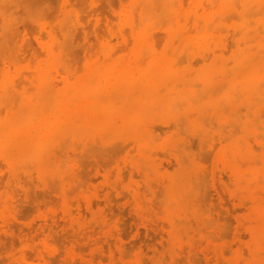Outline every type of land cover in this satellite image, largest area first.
Instances as JSON below:
<instances>
[{"label": "bare ground", "instance_id": "6f19581e", "mask_svg": "<svg viewBox=\"0 0 264 264\" xmlns=\"http://www.w3.org/2000/svg\"><path fill=\"white\" fill-rule=\"evenodd\" d=\"M57 1L0 0L6 264L142 260L112 192L158 261L264 264V0Z\"/></svg>", "mask_w": 264, "mask_h": 264}, {"label": "rangeland", "instance_id": "374dc122", "mask_svg": "<svg viewBox=\"0 0 264 264\" xmlns=\"http://www.w3.org/2000/svg\"><path fill=\"white\" fill-rule=\"evenodd\" d=\"M47 1H49V0H47ZM51 1H52V2H55L56 0H50V2H51ZM58 1L60 2V0H58ZM58 1H57V2H58ZM75 1H76L77 3H79V6H80V7H81V5H82L81 3L84 2V1H85L86 3H90V2H91L90 0H89V2H87V0H84V1H83V0H82V1H81V0H80V1H79V0H78V1L75 0ZM100 1H101V0H100ZM102 1H104V0H102ZM106 1H107V2H106ZM121 1L123 2V0H120V1L114 0L113 2H114L115 4H110L111 1L109 2V0H105L104 2H106V3L108 4V8L106 7L107 4H106V6H105V4H102L101 6L104 5V7H106L108 10L105 9V8H103V9H105L107 12L110 11V12L108 13V15L111 14V15H109L110 18H111L112 15H114V11L111 10V9H109V6H110V5H111V6L115 5V6H113L114 9H115V7H116L115 12H116V11L118 12L117 8H118L119 6L122 5V2H121ZM50 2H49V3H50ZM52 2H51L50 4H52ZM59 2H58V4H56V6H58V5L60 4ZM72 2H73V1H72ZM98 2H99V1H97V2L95 1V2H94V5L96 6V5L98 4ZM108 2H109V3H108ZM113 2H112V3H113ZM55 3H56V2H55ZM73 3H74V2H73ZM96 3H97V4H96ZM101 3H103V2H101ZM119 3H120V4H119ZM53 4H54V3H53ZM80 4H81V5H80ZM99 4H100V2H99ZM109 4H110V5H109ZM86 5H88V4H86ZM94 5H90V6L87 8V10L90 11L89 8H94V7H92V6H94ZM117 5H118V6H117ZM51 6H52V5H51ZM53 6H54V5H53ZM97 6H99V5H97ZM97 6H96L95 8H98ZM83 7H85V5H83ZM83 7H82V8H83ZM86 7H87V6H86ZM95 8L92 9V10H95ZM100 8H101V7H100ZM56 9H57V7H56L55 9L53 8V10L51 9V10H52V14H53V11L56 10ZM118 9H120V7H119ZM51 10H50V11H51ZM101 10H102V9H101ZM101 10H100V11H101ZM105 10H104V11H105ZM83 11H84V10H83ZM96 11H98V10L96 9ZM104 11H102V12H104ZM48 12H49V11H48ZM48 12H47V13H48ZM85 12H86V10H85ZM90 12H91V11H90ZM92 12H93V11H92ZM92 12H91V14H92ZM112 12H113V14H112ZM117 12H116V13H117ZM86 13H87V12H86ZM98 13L100 14L99 11H98ZM116 13H115V18L117 17ZM49 14H51V12H49ZM84 14H85V13H84ZM89 14H90V13L88 12V15H89ZM91 14H90V15H91ZM90 15L88 16V18L90 17ZM92 15H94V12H93ZM103 15H104V16H103ZM105 15H107V14H105V13L103 14V13H102V18H105V17H106V19H108L107 17H109V16H108V15L105 16ZM47 16L50 18L51 15L49 16V15L47 14ZM51 17H52V16H51ZM90 18H92V17H90ZM112 18H114V16H113ZM90 20H91V19H90ZM90 20H88V21H90ZM111 20H112L113 22H115V20H113V19H111ZM93 21H94V23H95V18H94V16H93ZM93 21L91 20L92 23H93ZM106 21H107V20H106ZM108 21H109V20H108ZM112 21H109V22L111 23ZM91 22H87V23H89V25H88L87 23H86V24H87L89 27H91V31H92V29H94V27H93L94 23L92 24ZM103 22H104V21H103ZM103 22H101L99 25H102ZM26 23H28V22H25V23H24V27H25L26 31L29 30V31H27V32H31V34H30V37H31V38H30V41H32V40L34 41L33 37L35 36V33H34V35H33L32 32L35 31L34 28H35L36 26H35V25H31L30 23H28V24H30V25H28V24H26ZM107 23H108V22H106V25H107ZM103 24H104V23H103ZM26 26H29V27H26ZM88 26H87V29L89 28ZM102 27H103V25H102V26H98L99 29L102 28ZM103 28H104V27H103ZM102 30H103V29H102ZM98 31H99V30H98ZM35 32H37V31H35ZM99 32H100V31H99ZM103 32H104V31H102V33H103ZM90 33H91V32H90ZM90 35H91V34H90ZM90 35H89V37H90ZM92 35H93V37H94V34H93V33H92ZM92 35H91V36H92ZM31 39H32V40H31ZM32 43H33V42H32ZM91 43H93V39H92ZM33 44L35 45V42H34ZM80 50H81V49H80ZM80 50H79V51H80ZM78 53H79V52H78ZM81 54H82V52L80 51V54H79V55H81ZM79 55H78V56H79ZM82 57H83V56H82ZM80 58H81V57L79 56V59H80ZM81 60H82V59H81ZM81 60H80V61H81ZM85 160H87V159L85 158ZM88 160L91 161L92 159H91V160L88 159ZM92 161H93V160H92ZM85 163H86V162H85ZM87 163H88V166H86V165H85V166H86V168H88V169H86L84 165H83V166H84V169H86V172H85L86 174H85V176L88 177V180L90 179L91 182H92V181H96L97 178H98L97 181L100 180V178L98 177V175L96 176L95 173H94V172H96V171L98 172L99 165L97 166V168H93V167H94V166H92V163H93V162H92V163L90 162L91 165H89L90 163H89L88 161H87ZM94 164H95V163H94ZM89 169H95V171H94V170H93V171H89ZM87 170H88L89 172H93V173H92V174L87 173ZM82 171H85V170H82ZM97 172H96V174H97ZM92 175H94V177H93ZM82 176H83V175H82ZM85 176H84V178H85ZM87 177H86V178H87ZM91 177H92V178H91ZM86 178H85V179H86ZM93 178H94V180H93ZM86 180H87V179H86ZM97 181H96V182H97ZM94 183H95V182H94ZM31 187H33V189H32ZM31 187H30V188L32 189V191H33V190L35 191V193H33V192L31 193V194H35V195H33V197H32V195H30V196H31L30 198L33 199V200L30 201V198H28V199H26V200H27V201H26V200L23 199V197H22V199H21V200L18 199L17 202L23 200V201H24V204L22 203L23 201H22V202H19L18 204L16 203L17 206H18V205L22 206V207L18 206V213L21 212V213H19V215H20V219H21L22 221L25 220V222H26V221L28 222V220L31 221V220L33 219V217H34V215H35V212H34V209H33L32 206H36V203H34V202H38V201H39V198H38L39 195H40V196H39V197H40V203H41V199H44V200L49 199V200H47V201H49V202L46 203V204H49L50 202H51L50 204H52V203L54 204V203H56V200L58 201V199H59V198L57 199L56 196L53 197V195H55V194L57 195L56 189H55V187H53V186H52L51 189H52V191H53L54 193L50 196V198H49L48 196L45 197L44 194H43V195L40 194V193H42V192H39V193H38V191L43 190V189L37 187L36 185H32ZM31 189L29 190L30 192H31ZM36 190H37V191H36ZM48 191H49V190H48ZM45 192L48 194L47 191H45ZM45 192H43V193H45ZM49 192H50V191H49ZM37 193H38V194H37ZM114 193H116V192H112V193H111V196H112V197L110 196V199H111L112 202L115 201V200H117V201H115V204L112 203V204H111V207H110L111 210H115V211H113L114 214L111 212V215L115 217L114 220H113V222H114V223H117V222H118V223H117V224H119L118 226H120V224H121V226H120L121 230H123L124 233H125V232L127 233L126 235H124V233H123V236H124V240L128 243V245H132V246H133L134 243H137V245H136V244H134V245H136L138 248H140V249H137V248H133V249H131V250L133 251V253H132V251H131V253H130V259H134L135 254H136L137 252H141V254H142L141 259H142V260H140L139 262H137L138 264H149V263H150V264H155L156 262H157L158 264H166V263H164V262L158 261V258H159V257L153 253V251L151 250V248H149V249H148V248L143 249V248L146 247L145 244L143 245V243H144V242L146 243V240H147V239H145V238H146V237H145L146 234H145V231H144L145 229L142 227V229H143L144 232L141 231L142 236H141V234H140V235L138 236V237H139V238H138V237L136 236V234H135V230L137 231V228H139V226L137 225V226H138V227H137V226L134 225V222H136V221H133L132 218H131V217H133V216H131V215H132L131 210H130V213H129V209H130V207H129V206H128V208L126 207L127 205H126V204L124 203V201H123V200H125V198L122 200V195H119V197L121 198V199H120L119 197H114V195H113ZM47 194H46V195H47ZM116 194H117V193H116ZM37 195H38V196H37ZM41 195H42L44 198H43V197L41 198ZM48 195H49V194H48ZM20 196H23V195H21V193H20ZM20 196H19V198H20ZM116 196H117V195H116ZM123 197H124V196H123ZM213 197H214V194H213ZM214 198H216V197H214ZM54 199H55V200H54ZM35 200H37V201H35ZM52 200H54V201H52ZM25 202H26V203H25ZM27 202H28V204L30 203V204H29L30 206L27 205ZM32 202H33L34 204H31ZM42 202H43V201H42ZM118 202H119V203H118ZM125 202H126V201H125ZM20 203H22V204H20ZM38 203H39V202H38ZM38 203H37V205L40 204V203H39V204H38ZM44 203H45V202H43L42 204H40V205H41L40 207L44 208ZM58 203H59V202H57V204H58ZM225 203L227 204V206H230V205H228L227 202H225ZM50 204H49V205H50ZM53 204H52V205H53ZM57 204H56V205H57ZM113 204H114L115 206H116V204H117L116 208H115V206L113 207ZM120 204H121V205H120ZM31 205H32V206H31ZM54 205H55V204H54ZM23 206H24V207H23ZM19 207H20V208H19ZM112 207H113V209H112ZM26 208H27V210H26ZM23 209H24V210H23ZM117 209H118V210H117ZM24 211H25V212H24ZM118 211H119V213H120V212L122 213V217L120 216L121 214L118 213V214H119V215H118V214L116 213V212H118ZM23 212H24V213H23ZM28 212H29V213H28ZM32 213H33L34 215H31ZM21 214H23V215H21ZM116 214H117L118 216H117ZM130 214H131V215H130ZM129 216H130V217H129ZM225 217H226V216H225ZM225 217H224V218H225ZM119 218H120V219H119ZM121 218H122V220H121ZM127 218H128V220H127ZM118 219H119V221H118ZM222 219H223V218H222ZM227 219H228V220H229V219H232V220H233L232 217H229V218H227ZM227 219L225 218V220H222V221L226 224V228L224 227L225 230H223V235H225V236H224L225 238L229 237V239H230V238L232 237L233 232H234V229H233V228L235 227V221L232 222V223L234 224V225H233V224L231 223V220L227 221ZM121 221L124 222V226H125V227H122L123 225H122V222H121ZM119 222H120V223H119ZM130 222H131V223H130ZM136 223H137V222H136ZM137 224H138V223H137ZM230 224L233 226V228H232L233 231H231V227H232V226H231ZM227 226H228V227H227ZM132 227H133V228H132ZM136 227H137V228H136ZM133 230H134V231H133ZM139 230H140V229H139ZM228 231H229L231 234H230ZM226 232H227V233H226ZM130 233H131V234H130ZM228 234L231 235V236H226V235H228ZM128 235H129L130 237H128ZM126 236H127V239H125ZM143 236H144V237H143ZM128 238H129L130 240H129ZM131 238H132V239H131ZM138 239H139V240H138ZM140 239H141V240H140ZM142 239H143V241H144V239H145V241L143 242ZM134 241H136V242H134ZM140 241H141V242H140ZM129 242H130V244H129ZM133 242H134V243H133ZM138 242H140V243H138ZM16 243H17V242H16ZM142 245H143V247H142ZM136 246H135V247H136ZM144 246H145V247H144ZM16 248L18 249V247H16ZM139 250H140V251H139ZM3 251H4V252H3ZM3 251H2V253H1V251H0V253L2 254V255H0V257H1L0 260L4 257L5 259L7 258V259H6V261H7V260H8V257H13V256H12V253L6 252L5 250H3ZM147 251L149 252L150 255L148 254ZM150 252H152V253H150ZM145 253H146V254H145ZM131 255H132V256H131ZM154 255H155V258H154ZM148 258H149V260H148ZM153 258H154V259H153ZM11 260H12V258H11L9 261H11ZM151 260H153V261H151ZM3 261H4V260H3ZM3 261H2V262H3ZM6 261L3 262V263L1 262V263H2V264H6V263L9 262V261H7V262H6ZM141 261H142V262H141ZM144 261H145V262H144ZM148 261H149V262H148ZM182 261H183V260H180V264L182 263ZM143 262H144V263H143ZM137 263H134V264H137ZM157 263H156V264H157ZM183 263H184V262H183ZM183 263H182V264H183ZM178 264H179V263H178Z\"/></svg>", "mask_w": 264, "mask_h": 264}]
</instances>
